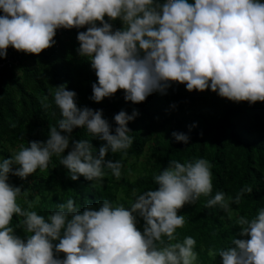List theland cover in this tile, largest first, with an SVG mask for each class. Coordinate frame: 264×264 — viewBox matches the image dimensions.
<instances>
[{
	"label": "clouds",
	"instance_id": "1",
	"mask_svg": "<svg viewBox=\"0 0 264 264\" xmlns=\"http://www.w3.org/2000/svg\"><path fill=\"white\" fill-rule=\"evenodd\" d=\"M0 13V60L9 47L38 56L55 45L58 30L86 28L77 33L76 52L89 59L95 72V103L118 90L126 102L143 103L153 93L166 94L173 83L185 85L188 92L211 90L234 103L264 102L261 0H0ZM116 20L119 29L111 23ZM76 97L66 85L55 87L61 119L49 126L47 140L30 141L14 156L0 158V264H197L192 236L172 241L186 222L178 212L213 192L211 165L203 158L171 161L153 178L157 190L140 194L130 208L102 200L98 208L87 205L81 211L68 199L45 217L20 206L23 185H11L9 176L27 180L38 169L46 170L52 156L70 144L60 164L72 181L83 176L102 183L105 169L121 178L122 162L105 156L127 155L133 144L127 125L138 112L119 111L113 129L103 110L78 107ZM78 128L103 142L98 155L88 140L73 139ZM172 137L185 145L190 139L177 132ZM245 192L252 188H242L235 198L217 191L205 207L219 205L230 213V205L239 204ZM14 216L22 217L20 224L31 233L26 239L15 234ZM138 216L144 221L142 232ZM237 224L231 246L213 255L221 264H264V208L251 220L238 217Z\"/></svg>",
	"mask_w": 264,
	"mask_h": 264
},
{
	"label": "trees",
	"instance_id": "2",
	"mask_svg": "<svg viewBox=\"0 0 264 264\" xmlns=\"http://www.w3.org/2000/svg\"><path fill=\"white\" fill-rule=\"evenodd\" d=\"M111 23L114 29L122 27L119 20ZM85 30L68 31L57 48L38 56L22 53L24 63L16 70L3 69L0 76V158L14 156L30 141L47 140L49 126L58 125L61 119L54 103L55 87L66 85L68 90L76 92L78 107L103 110L104 118L113 129L116 127L113 117L119 111L124 110L129 115L134 110L138 112L127 125L133 137L127 155L118 151L105 156L106 161L122 162L121 178L117 179L105 169L102 183L87 181L83 176L72 181L71 174L60 164L62 155L66 156L71 150L70 144L63 154L52 156L46 170L38 169L27 180L9 176L11 185H23L18 203L45 217L68 199H74L81 211L87 205L98 208L102 200L130 208L140 194L157 190L153 178L171 161L186 163L203 158L211 165L213 192L209 197L200 196L194 204L185 205L178 212L184 215L186 222L183 228L176 230L177 239L172 243L192 236L197 242V264H221L220 257L213 252L231 246L239 232L238 217L251 220L264 208V102L234 103L211 90L188 92L185 85L173 83L166 94L153 93L143 103L126 102L121 90L95 103L91 100V85L97 80L95 72L89 59L78 57L76 52L79 47L77 33ZM45 103L51 107L44 108ZM193 125L195 127H191ZM173 132L187 134L189 143L176 142ZM72 137L88 140L95 149L94 155H98L103 142L85 128L74 129ZM249 186L252 192H245L239 204L232 203L230 213L219 205L205 207L217 191L235 198L242 188ZM25 200L33 205L31 209L27 208ZM22 220L14 216L11 226L16 228L17 236L26 239L31 233L24 231ZM137 221V228L142 232L144 221L139 216ZM165 243H168L166 238ZM59 258L62 259L63 254H59Z\"/></svg>",
	"mask_w": 264,
	"mask_h": 264
},
{
	"label": "built area",
	"instance_id": "3",
	"mask_svg": "<svg viewBox=\"0 0 264 264\" xmlns=\"http://www.w3.org/2000/svg\"><path fill=\"white\" fill-rule=\"evenodd\" d=\"M262 3H264V0H261ZM2 15V13H0ZM75 30V29H71ZM70 30H64L60 29L57 31L56 36L54 37L55 39V45L51 48H57L59 46V40L62 39L67 32ZM51 48L44 50V52H48ZM22 53H18L15 50H13L11 47L8 48L7 50V57L0 60V76L3 71V69H18L23 63V57L21 56Z\"/></svg>",
	"mask_w": 264,
	"mask_h": 264
}]
</instances>
